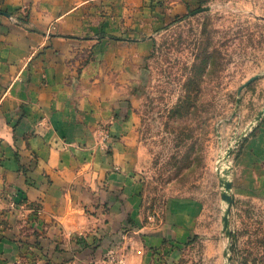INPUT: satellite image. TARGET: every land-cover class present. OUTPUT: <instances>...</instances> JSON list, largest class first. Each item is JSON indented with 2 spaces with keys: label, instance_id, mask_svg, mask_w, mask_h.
Wrapping results in <instances>:
<instances>
[{
  "label": "crops",
  "instance_id": "0c3cea01",
  "mask_svg": "<svg viewBox=\"0 0 264 264\" xmlns=\"http://www.w3.org/2000/svg\"><path fill=\"white\" fill-rule=\"evenodd\" d=\"M164 6L0 0V264H90L103 236L139 216L124 86L154 46ZM237 165H264V132ZM196 205L171 201L165 232L177 231L176 214L189 233Z\"/></svg>",
  "mask_w": 264,
  "mask_h": 264
},
{
  "label": "rangeland",
  "instance_id": "374dc122",
  "mask_svg": "<svg viewBox=\"0 0 264 264\" xmlns=\"http://www.w3.org/2000/svg\"><path fill=\"white\" fill-rule=\"evenodd\" d=\"M161 2L124 86L140 214L90 264H142L144 246L150 264H264V165H237L264 132V0ZM176 198L197 203L187 234L176 214L164 230Z\"/></svg>",
  "mask_w": 264,
  "mask_h": 264
},
{
  "label": "built area",
  "instance_id": "2783aa9c",
  "mask_svg": "<svg viewBox=\"0 0 264 264\" xmlns=\"http://www.w3.org/2000/svg\"><path fill=\"white\" fill-rule=\"evenodd\" d=\"M0 145H1V138H0Z\"/></svg>",
  "mask_w": 264,
  "mask_h": 264
},
{
  "label": "water",
  "instance_id": "95a60500",
  "mask_svg": "<svg viewBox=\"0 0 264 264\" xmlns=\"http://www.w3.org/2000/svg\"><path fill=\"white\" fill-rule=\"evenodd\" d=\"M251 80H253V79H251Z\"/></svg>",
  "mask_w": 264,
  "mask_h": 264
}]
</instances>
